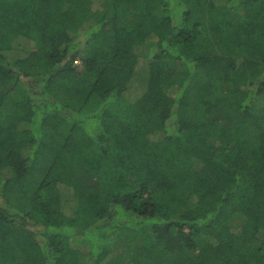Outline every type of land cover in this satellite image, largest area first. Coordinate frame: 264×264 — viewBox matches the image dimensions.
I'll use <instances>...</instances> for the list:
<instances>
[{
	"label": "trees",
	"instance_id": "obj_1",
	"mask_svg": "<svg viewBox=\"0 0 264 264\" xmlns=\"http://www.w3.org/2000/svg\"><path fill=\"white\" fill-rule=\"evenodd\" d=\"M0 264H264V0H0Z\"/></svg>",
	"mask_w": 264,
	"mask_h": 264
},
{
	"label": "rangeland",
	"instance_id": "obj_2",
	"mask_svg": "<svg viewBox=\"0 0 264 264\" xmlns=\"http://www.w3.org/2000/svg\"><path fill=\"white\" fill-rule=\"evenodd\" d=\"M144 58L145 55L143 54H139V64H144L147 63L149 60H146L144 62ZM76 65L80 66V61L78 60L76 62ZM80 69L82 70V68L80 67ZM133 92L136 94L135 89L133 90ZM12 95H14V98L18 99L21 98L24 95V90L21 88L20 85H17L15 88L12 89ZM136 98L131 99L132 101H134ZM128 104L125 100H118L114 103L111 104V108L114 111L115 115L119 118V125H126V124H131L135 126L134 123V119L131 115V113L127 110ZM98 108V101L97 102H93L90 109L94 110ZM243 193H245V190L242 191ZM111 249H114L113 251L118 253H124L127 250L126 247V243L125 241H118L115 245H110L109 246Z\"/></svg>",
	"mask_w": 264,
	"mask_h": 264
}]
</instances>
